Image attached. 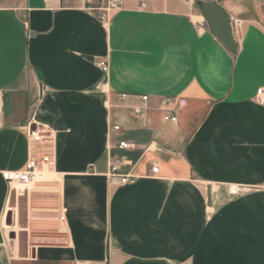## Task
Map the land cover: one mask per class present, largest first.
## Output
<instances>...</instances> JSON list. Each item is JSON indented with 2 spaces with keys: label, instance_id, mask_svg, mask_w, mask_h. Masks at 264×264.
<instances>
[{
  "label": "crops",
  "instance_id": "0c3cea01",
  "mask_svg": "<svg viewBox=\"0 0 264 264\" xmlns=\"http://www.w3.org/2000/svg\"><path fill=\"white\" fill-rule=\"evenodd\" d=\"M202 1L124 0L102 26L83 0H0V264H264V0L221 2L236 55ZM120 141L133 184L107 177ZM42 148L15 194L1 173Z\"/></svg>",
  "mask_w": 264,
  "mask_h": 264
},
{
  "label": "built area",
  "instance_id": "2783aa9c",
  "mask_svg": "<svg viewBox=\"0 0 264 264\" xmlns=\"http://www.w3.org/2000/svg\"><path fill=\"white\" fill-rule=\"evenodd\" d=\"M196 0H188L189 3L193 4ZM84 9L95 15L97 21L102 26H107L111 16L121 10L124 5V0H83ZM202 17V16H201ZM205 23L202 17L201 21H197V24L202 27ZM232 30L241 27L240 21L231 22ZM97 67L103 73L108 72V61L105 59L99 60L97 62ZM125 95H121L120 99L124 98ZM147 96H142V102H146ZM168 99L163 100V104L168 103ZM255 102L261 106H264V87L257 90L255 95ZM139 113V112H137ZM164 120L172 123L177 122V117L175 114L166 110L164 113ZM120 127L114 125L111 127L112 132L119 131ZM26 138L30 144H39L42 147L46 144V138L44 131L37 129L36 126L31 124L25 127ZM131 145L125 141L118 142L116 149L121 153L112 154L108 159V170L107 177L109 182L117 183L118 185H128L133 184L140 178L136 174V162L133 161L124 152L131 149ZM53 161L48 153L42 148L38 151L37 157H29L23 168L19 170H6L1 173L2 179L6 182L12 192L19 195L22 194L29 187H32L41 178V172L43 169H48L52 166ZM159 168L156 164H152L149 169L148 177H152L158 174ZM240 193V188L236 185H230L228 187V194L231 197L238 196ZM63 220V217H61Z\"/></svg>",
  "mask_w": 264,
  "mask_h": 264
},
{
  "label": "water",
  "instance_id": "95a60500",
  "mask_svg": "<svg viewBox=\"0 0 264 264\" xmlns=\"http://www.w3.org/2000/svg\"><path fill=\"white\" fill-rule=\"evenodd\" d=\"M222 1L203 0L199 11L211 34L231 55H236L238 46L233 36L230 18L221 6ZM7 223H9V220H7Z\"/></svg>",
  "mask_w": 264,
  "mask_h": 264
},
{
  "label": "rangeland",
  "instance_id": "374dc122",
  "mask_svg": "<svg viewBox=\"0 0 264 264\" xmlns=\"http://www.w3.org/2000/svg\"><path fill=\"white\" fill-rule=\"evenodd\" d=\"M199 5L197 6V8L195 9V12H194V14H199V15H201V13H200V11H199ZM202 16V15H201ZM195 22H197V21H195ZM204 26H208L207 25V23L205 22L204 23ZM19 207H20V216H21V221H23V209H24V199L23 198H21L20 199V201H19ZM21 244H22V246H23V236H21Z\"/></svg>",
  "mask_w": 264,
  "mask_h": 264
},
{
  "label": "bare ground",
  "instance_id": "6f19581e",
  "mask_svg": "<svg viewBox=\"0 0 264 264\" xmlns=\"http://www.w3.org/2000/svg\"><path fill=\"white\" fill-rule=\"evenodd\" d=\"M193 19H194V20H199V19L202 20V17H201V18L193 17Z\"/></svg>",
  "mask_w": 264,
  "mask_h": 264
}]
</instances>
